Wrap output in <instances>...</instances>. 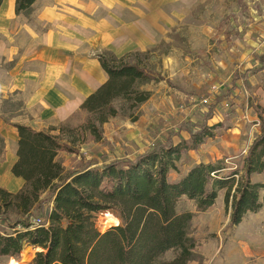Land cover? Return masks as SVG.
Masks as SVG:
<instances>
[{"label":"trees","instance_id":"obj_1","mask_svg":"<svg viewBox=\"0 0 264 264\" xmlns=\"http://www.w3.org/2000/svg\"><path fill=\"white\" fill-rule=\"evenodd\" d=\"M35 1L14 0L15 14L29 16ZM232 21L233 16H227L221 22L229 28L224 35L227 41L246 33L231 25ZM154 51L156 47L122 57L110 51L96 53L108 78L81 105L85 117L76 127L65 121L36 130L4 119L17 132V159L11 174L21 178L23 185L15 193L0 187V258L18 259L25 247H32L38 251L29 264H189L196 250L191 236L193 214L177 212L180 199L192 201L197 212H205L215 204L218 192L225 190L224 203L230 207L228 228L262 208L264 182L251 180L253 174H264V107L255 96L262 84L251 86L247 77H258L264 71V51L250 54V67L233 74L230 88L207 107L202 125L189 131L187 138L179 135L175 139L169 132L160 143L134 156L111 161L81 156L72 169L65 168L60 153L77 155L75 146L87 137L100 141L110 119L137 121L140 106L151 97L143 86L158 80L137 58ZM238 82L249 94L246 102L259 124V134L240 168L221 176L225 169L221 163H200L179 180H170L181 158L223 127V123L209 126L208 121L214 118L217 103L237 95ZM16 107L22 108V102ZM108 212L119 221L101 231L98 215ZM33 219L41 224L33 225ZM168 253L171 259L166 258Z\"/></svg>","mask_w":264,"mask_h":264},{"label":"rangeland","instance_id":"obj_2","mask_svg":"<svg viewBox=\"0 0 264 264\" xmlns=\"http://www.w3.org/2000/svg\"><path fill=\"white\" fill-rule=\"evenodd\" d=\"M242 1L243 5L237 0H173V6L168 8L164 3L169 14L174 13L175 26L168 34V40L156 47L157 51L147 52L137 58L140 66L158 78L143 86L144 90L151 92V97L140 106L137 121L132 122L124 117L110 119L103 126L100 141L87 137L75 146L77 155L60 153L59 159L65 168L72 169L81 156L86 160L99 161H104L103 158L111 161L134 156L160 143L169 132L176 139L179 135L187 138L189 131L198 130L207 107L230 88L233 74L250 67V54L264 51V0ZM227 16H233L231 25L237 26L239 30L244 29L245 35L241 38L230 37L228 41L225 39V31L229 28L222 26L221 22ZM247 79L251 86L261 83L264 91L263 72L258 77L248 76ZM236 90L235 97L215 105V116L208 121L209 126L223 123V127L197 150L184 155L177 163L178 171L170 172V180L177 179L189 166H194L196 159L202 160L205 156L212 159V154L213 157L218 155L221 158L214 161V164L221 163L222 167L228 169L226 173L240 168L249 146L259 134V124L254 111L246 102L249 94L241 82H238ZM258 100L264 107V94ZM18 102L21 101L15 96L2 98L0 95V122L4 125L10 126L4 119L10 123H14V118L30 119L23 107H16ZM231 111L234 113L228 115ZM84 117L80 112L68 122L76 127L83 122ZM11 150L10 143L6 148L0 136V166L3 164L2 156H10ZM260 182H264V178ZM260 198H264V191L260 193ZM229 208L222 196L205 212H197L192 201L185 198L179 200L177 212L193 214L191 236L196 240V250L195 259L189 264H215L224 249V246L220 247L222 242L219 236L223 245L230 239L232 248L250 260L248 264H254L255 259L264 260V204L257 213L247 214L233 228L227 227ZM108 213L98 215V224L107 216L102 231L119 221L113 213ZM7 232L10 233L9 230ZM37 251L25 247L18 259L0 258V264H29ZM166 258L171 259L172 253H168Z\"/></svg>","mask_w":264,"mask_h":264},{"label":"crops","instance_id":"obj_3","mask_svg":"<svg viewBox=\"0 0 264 264\" xmlns=\"http://www.w3.org/2000/svg\"><path fill=\"white\" fill-rule=\"evenodd\" d=\"M172 2L36 0L30 15L25 16L15 14L14 0H4L0 6V95L2 98L15 96L30 115V119L14 118L12 122L44 130L80 113L85 99L108 78L96 53L110 51L122 57L149 51L167 41L175 23L174 13L169 14L164 3L168 8L173 6ZM262 94V88L256 90L255 95L260 100ZM0 136L6 148L10 143L12 149L10 156H2L0 187L15 193L23 185L21 178L11 174L17 159L16 129L0 122ZM220 159L212 154V159L205 156L202 160L196 159L194 165ZM191 167L193 165L172 181L179 180ZM227 171L222 170L223 175ZM263 178L264 174L251 175L253 182ZM224 195L225 190L219 191L217 199ZM218 238L224 249L215 264L250 262L232 248L230 239L223 245L221 237ZM253 263L264 264V260L255 259Z\"/></svg>","mask_w":264,"mask_h":264},{"label":"water","instance_id":"obj_4","mask_svg":"<svg viewBox=\"0 0 264 264\" xmlns=\"http://www.w3.org/2000/svg\"><path fill=\"white\" fill-rule=\"evenodd\" d=\"M108 214H109V213H108ZM106 221H107V216L105 215V216L103 217V219L100 220V222H99V224H98V226H99V228H100L101 231L104 229L105 224H106Z\"/></svg>","mask_w":264,"mask_h":264},{"label":"built area","instance_id":"obj_5","mask_svg":"<svg viewBox=\"0 0 264 264\" xmlns=\"http://www.w3.org/2000/svg\"><path fill=\"white\" fill-rule=\"evenodd\" d=\"M32 223H33V225H36V226L41 224L40 220H38V219H33Z\"/></svg>","mask_w":264,"mask_h":264}]
</instances>
